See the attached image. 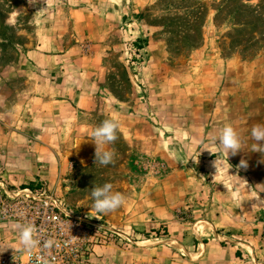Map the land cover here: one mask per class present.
<instances>
[{
    "label": "rangeland",
    "instance_id": "374dc122",
    "mask_svg": "<svg viewBox=\"0 0 264 264\" xmlns=\"http://www.w3.org/2000/svg\"><path fill=\"white\" fill-rule=\"evenodd\" d=\"M52 6L63 58L47 86L41 14ZM107 118L120 125L112 162L95 164L90 133ZM257 124L264 0H0V197L42 187L122 231L97 234L86 264L98 249L109 264H203L210 241L236 247L235 264H264ZM225 125L240 137L236 155L214 140ZM105 183L126 201L90 215L92 188ZM17 225L0 207V264H26Z\"/></svg>",
    "mask_w": 264,
    "mask_h": 264
},
{
    "label": "built area",
    "instance_id": "2783aa9c",
    "mask_svg": "<svg viewBox=\"0 0 264 264\" xmlns=\"http://www.w3.org/2000/svg\"><path fill=\"white\" fill-rule=\"evenodd\" d=\"M0 207L3 218L19 225L30 224L40 240V246L31 253L23 250L26 264H86L99 241L97 234L122 235V231L100 223L99 219L73 215L57 195L42 187L12 190L9 197H0ZM47 241L51 244L45 247Z\"/></svg>",
    "mask_w": 264,
    "mask_h": 264
},
{
    "label": "clouds",
    "instance_id": "9594fccd",
    "mask_svg": "<svg viewBox=\"0 0 264 264\" xmlns=\"http://www.w3.org/2000/svg\"><path fill=\"white\" fill-rule=\"evenodd\" d=\"M119 122L114 118L104 119L98 126L94 127L90 133V140L95 144V164L108 165L112 162L113 153L108 149V145L117 139ZM251 138L256 142L253 151L264 153V125L257 124L251 129ZM214 140L218 142L219 148L224 153L236 155L241 150V140L237 131L231 125H225L219 130ZM215 167L223 166L221 161H214ZM239 167H247V161L241 160ZM112 184L105 183L103 186H94L91 191L93 203L90 206V215L107 214L123 206L126 198L119 192L112 191ZM18 243L21 248L31 253L32 250L40 246V240L35 236V230L30 224L17 225ZM51 241L45 242V247L50 246ZM4 245H0V252L4 251ZM12 248V247H11ZM14 249V248H13Z\"/></svg>",
    "mask_w": 264,
    "mask_h": 264
},
{
    "label": "crops",
    "instance_id": "0c3cea01",
    "mask_svg": "<svg viewBox=\"0 0 264 264\" xmlns=\"http://www.w3.org/2000/svg\"><path fill=\"white\" fill-rule=\"evenodd\" d=\"M45 1L47 0H41L42 3ZM45 14H47L46 17H44ZM59 17L60 12L58 8H54L53 6L51 8L47 7V11L41 14V85L46 83L47 86H55V82H51L52 79L45 81L43 75L51 78L55 73L58 74L57 69L59 68V65L57 62L63 58L54 56L60 44V30L63 29L57 21ZM69 26L70 25L67 24V27ZM25 58L26 57H24V59ZM56 74L54 78H56ZM49 92L53 93L51 90ZM51 104L53 103H50V109L53 108ZM105 253L104 249H98L96 254L102 255V257H95L93 262H97L98 264H109L106 263L108 260ZM201 254L199 262H202L203 264H235L236 259H238L236 247H233L232 245H222L219 241L205 243L203 253Z\"/></svg>",
    "mask_w": 264,
    "mask_h": 264
}]
</instances>
